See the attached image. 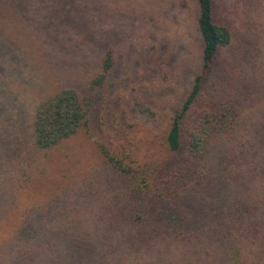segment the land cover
<instances>
[{"label":"rangeland","instance_id":"rangeland-1","mask_svg":"<svg viewBox=\"0 0 264 264\" xmlns=\"http://www.w3.org/2000/svg\"><path fill=\"white\" fill-rule=\"evenodd\" d=\"M197 13L195 0H0V264H225V245L208 231L223 230L227 209L255 239L244 256L236 245L238 264H264L256 254L264 246V0H212V20L230 40L185 132L225 103L238 118L192 164L168 149L166 134L200 69ZM106 51L111 66L91 91L87 128L36 148V105L66 88L82 97ZM101 147L137 171L133 183ZM176 169L190 178L176 184ZM171 191L169 208L189 210L179 214L188 244L164 238V247L155 232L140 240L139 227L156 223L157 194Z\"/></svg>","mask_w":264,"mask_h":264},{"label":"trees","instance_id":"trees-1","mask_svg":"<svg viewBox=\"0 0 264 264\" xmlns=\"http://www.w3.org/2000/svg\"><path fill=\"white\" fill-rule=\"evenodd\" d=\"M195 2L198 10L196 26L202 41L201 65L199 72L192 78L189 90L173 114L166 134L168 149L173 152H184L186 157L188 156V158H191L189 160L184 159V162L186 163L189 161L192 164H198L201 160L206 159V156L210 154L207 147H205L206 143L218 135L232 131L238 118V114L234 107L229 103H225L223 106H219L215 111H204L198 119H195L197 121H195L194 127H192L190 131L185 132L187 128L185 127V120L188 117V111L201 92L202 84L213 58L218 50L222 46L227 45L230 40L228 28L212 20V0H195ZM110 66V53L106 51L100 64L99 74L90 79L87 90L82 97L78 96L73 89L66 88L44 98L36 105L31 122L33 144L36 148H49L72 135L77 129L87 128L88 114L91 110V91L102 82ZM101 148L106 158L105 160H107L117 172L123 174L122 176H125L126 181L133 183L136 179L137 171L132 170L128 165L122 164L110 155L105 148ZM174 178H176V184H180L177 183V180L185 182L190 178L189 171L176 169ZM146 179V176L139 178L140 181ZM125 187H128L127 191L129 193H132L129 184L126 182ZM142 194L144 196L147 195V193ZM169 195V197H165L166 192L157 194L159 201L156 200L157 206L155 207V211L158 214L157 216L155 214L156 223L153 222V220L146 221L147 228L140 229L139 227L140 232L136 234L137 236L139 235L138 238L140 240L145 241L147 237L151 236L152 232H155L162 235V244L164 247L168 246L164 238L169 242V246L170 244L176 243H181L183 245L188 244L190 235L186 234L181 226V223L186 221L181 219L182 217L179 216V214L181 211L189 210L186 209V203H183V205H170V209L167 201H171L173 191H171ZM152 211L155 213L154 209H152ZM226 216L227 218L223 223V230L215 231L210 228L208 231L210 234L209 237L214 240L216 237H219L218 242H222V244L225 245L229 260H226L225 264H238V247L242 250L243 256L247 255L246 251L252 249L248 246L244 247V244H255V239L253 233H250L248 230H245V232L239 230L240 222L237 215L232 210L227 209ZM141 220L144 221V218L140 214V217H136L134 223L140 222ZM197 233L202 235L199 231ZM203 235L205 234L203 233ZM192 237L193 241L199 242L197 236ZM248 241H252V243H248ZM236 245L238 247H236ZM185 251H188V249ZM256 254L263 256L264 246L261 247ZM183 257L184 252L181 251L177 258L178 263H181ZM250 259H248V261H250L249 264H251L252 261ZM169 262L170 264H175L172 263V260H169ZM193 262L198 264H211L210 261L202 260L200 257H198V259L194 257ZM252 264L257 263L252 261Z\"/></svg>","mask_w":264,"mask_h":264}]
</instances>
